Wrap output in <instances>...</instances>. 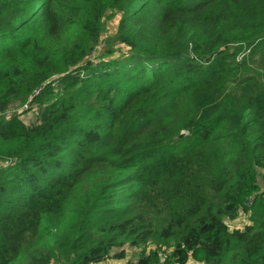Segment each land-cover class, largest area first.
I'll return each mask as SVG.
<instances>
[{
	"label": "trees",
	"instance_id": "16d2710c",
	"mask_svg": "<svg viewBox=\"0 0 264 264\" xmlns=\"http://www.w3.org/2000/svg\"><path fill=\"white\" fill-rule=\"evenodd\" d=\"M261 181L264 0H0V264H264Z\"/></svg>",
	"mask_w": 264,
	"mask_h": 264
},
{
	"label": "rangeland",
	"instance_id": "374dc122",
	"mask_svg": "<svg viewBox=\"0 0 264 264\" xmlns=\"http://www.w3.org/2000/svg\"><path fill=\"white\" fill-rule=\"evenodd\" d=\"M120 19V14L117 11H113L107 14V16L104 19L103 22V34L101 37V40L96 47V55H105L106 52L110 49L112 46L116 49H123L122 46L116 44L115 42V33L118 25V21ZM58 91V89H56ZM6 115L12 116L16 115L18 116L25 124L28 126H32L38 122L39 117V109L38 106L34 105L33 107H26L25 105L15 104L11 106L10 110L6 113ZM91 182L95 183V179H93L92 176H89L84 179L83 185H87ZM262 189H264V182L261 181ZM156 223L160 224V219L157 218L154 220ZM228 227L230 231L234 229H244L247 225L252 224L251 215L248 213H240L235 219L226 220ZM41 245V242L36 241L34 242L33 246L37 247ZM156 244L152 243L151 241L139 246H132V245H126L124 247L125 249V257L122 259H114L113 253L118 252V248H114L113 251L107 256L105 260L99 263L95 264H135L139 257L145 255L150 252L151 250H154L156 248ZM163 251H161V254H166V252H170L172 248H167L165 245H162ZM190 264H197L194 261H191Z\"/></svg>",
	"mask_w": 264,
	"mask_h": 264
},
{
	"label": "built area",
	"instance_id": "2783aa9c",
	"mask_svg": "<svg viewBox=\"0 0 264 264\" xmlns=\"http://www.w3.org/2000/svg\"><path fill=\"white\" fill-rule=\"evenodd\" d=\"M239 59H241V57H239Z\"/></svg>",
	"mask_w": 264,
	"mask_h": 264
}]
</instances>
